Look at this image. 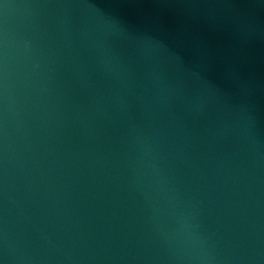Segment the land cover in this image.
<instances>
[{"label": "water", "instance_id": "1", "mask_svg": "<svg viewBox=\"0 0 264 264\" xmlns=\"http://www.w3.org/2000/svg\"><path fill=\"white\" fill-rule=\"evenodd\" d=\"M0 264H264V0H0Z\"/></svg>", "mask_w": 264, "mask_h": 264}]
</instances>
